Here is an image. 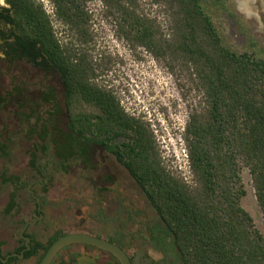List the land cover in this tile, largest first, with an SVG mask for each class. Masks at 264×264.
I'll return each mask as SVG.
<instances>
[{
  "label": "trees",
  "instance_id": "1",
  "mask_svg": "<svg viewBox=\"0 0 264 264\" xmlns=\"http://www.w3.org/2000/svg\"><path fill=\"white\" fill-rule=\"evenodd\" d=\"M92 1L50 0L49 14L39 0H6L8 8L0 12V22L10 25L7 32L0 30L6 59L56 73L65 92V113L52 88L42 94L50 111L47 118H36L31 131L38 143L30 168L46 177L38 153H47L49 143L62 164L79 157L87 162L93 145H103L126 167L159 217L160 223L149 228V241L163 259L152 264H264V232L242 206L246 168L264 219V56L251 36L252 50L238 52L225 43L214 16L235 19L229 0H152L167 15V32L141 10V0H97L121 39L162 61L174 75L184 73L202 95L183 133L190 181L164 162L150 124L128 114L116 94L98 83L97 69L83 50L92 41ZM54 20L68 31L70 42L59 39ZM63 114L68 117L64 128ZM1 179L14 187L10 214L18 205L21 179L6 172ZM24 235L30 250L19 235L16 254L24 251L27 260L42 252L38 264L64 236L45 245ZM4 246L0 241L3 259L14 254H4ZM19 260L13 256L0 264Z\"/></svg>",
  "mask_w": 264,
  "mask_h": 264
},
{
  "label": "rangeland",
  "instance_id": "2",
  "mask_svg": "<svg viewBox=\"0 0 264 264\" xmlns=\"http://www.w3.org/2000/svg\"><path fill=\"white\" fill-rule=\"evenodd\" d=\"M39 1L49 14L53 13L50 0ZM140 4L141 10L156 18L167 32L163 9L152 0H141ZM229 4L235 19L222 13L214 16L225 43L238 52L252 50L251 36L264 56V0H229ZM88 10L92 41L83 50L97 69L98 83L116 94L128 114L150 124L164 162L190 181L183 133L191 111L201 105L202 95L184 73L174 75L162 61L121 39L101 2H89ZM53 24L62 42L72 40L57 21ZM50 88L65 113V92L58 75L23 61L11 63L0 48V241L5 243L4 254H16L25 224L38 218L33 192L43 204V215L28 228V236L46 245L58 234L89 233L121 243L133 264L160 263L163 254L149 241V228L160 223L159 217L127 170L120 168L112 156L93 153L87 162L79 157L62 164L49 143L47 153H38V166L43 167L46 178L30 168V155L38 143L31 131L37 117L47 118L50 105L42 102V94ZM66 123L63 114L61 126L66 127ZM4 172L19 177L22 183L18 205L10 214L6 210L14 187L2 183ZM242 177L246 190L242 206L263 233L264 219L248 169L243 168ZM41 255L15 264H38ZM56 262L113 264L115 259L98 249L72 245L62 250Z\"/></svg>",
  "mask_w": 264,
  "mask_h": 264
},
{
  "label": "water",
  "instance_id": "3",
  "mask_svg": "<svg viewBox=\"0 0 264 264\" xmlns=\"http://www.w3.org/2000/svg\"><path fill=\"white\" fill-rule=\"evenodd\" d=\"M39 203V200H37ZM23 237V233L20 234ZM26 240L27 250H30V238L24 237ZM74 244L88 245L99 250L105 251L114 256L120 264H133L128 254L118 245L85 233H68L60 237L47 251L40 264H52L56 256L66 247ZM16 256L19 259L24 258V251L20 254H10L7 258L0 257V261L5 263L11 257Z\"/></svg>",
  "mask_w": 264,
  "mask_h": 264
},
{
  "label": "flooded vegetation",
  "instance_id": "4",
  "mask_svg": "<svg viewBox=\"0 0 264 264\" xmlns=\"http://www.w3.org/2000/svg\"><path fill=\"white\" fill-rule=\"evenodd\" d=\"M2 2H3V4H0V12L3 10V9H5V8H8V5L6 4V0H2ZM10 28V25H7L5 22H0V30H3V31H8V29ZM0 43H2L1 41H0ZM60 80V79H59ZM64 90V89H63ZM55 92V91H54ZM64 103H65V99H64ZM67 119H68V117H67ZM102 154V155H106V156H112L114 159H115V161H116V163H117V165L120 167V168H123V169H125V170H127L126 169V167L121 163V162H119L118 161V159H117V157H116V155H114L113 153H110L109 151H107V149L103 146V145H93V147H92V149H91V152H90V154ZM127 172L129 173V171L127 170ZM131 176V175H130ZM46 178V177H45ZM44 179H42L41 180V183H42V181H43ZM133 180L135 181V179L133 178ZM136 182V181H135ZM138 185V184H137ZM139 186V185H138ZM140 188V187H139ZM141 189V188H140ZM28 190L30 191V188H28ZM141 191H142V189H141ZM143 192V191H142ZM144 194V193H143ZM32 196L35 198V202H36V213L38 214V218L34 221V222H27L26 224H25V226H24V228H23V230H22V232L21 233H23V237H21V235H20V237L21 238H23V239H25L24 237H26V238H29V237H27V236H25L24 234L26 233L27 234V230H28V228L31 226V225H33V224H35V223H37L41 218H42V215H43V212H42V207H43V204L41 203V200L38 198V197H36L35 196V194L32 192ZM37 200H39V203H38V201ZM20 233V234H21ZM85 234H89V233H85ZM64 235H66V234H64ZM89 235H92V234H89ZM93 236H95V235H93ZM97 237V236H96ZM149 237H150V235H149ZM101 238V237H100ZM106 240V239H105ZM109 241V240H108ZM74 245H81V244H74ZM72 245H70V246H68V247H66V248H69V247H71ZM83 246H88V245H83ZM89 247H91V246H89ZM66 248H64V249H66ZM93 249H97V248H94V247H92ZM63 249V250H64ZM99 250V249H98ZM102 251V250H101ZM125 251V250H124ZM62 252V251H61ZM60 252V253H61ZM105 252V251H104ZM126 252V251H125ZM60 253L56 256V258L54 259V261L52 262V264H57V262H56V259L60 256ZM109 254V253H108ZM111 255V254H110ZM114 257V256H113ZM115 258V257H114ZM131 259V258H130ZM117 260V259H116ZM118 261V260H117ZM131 261H132V259H131ZM119 262V261H118ZM114 264V263H113Z\"/></svg>",
  "mask_w": 264,
  "mask_h": 264
}]
</instances>
